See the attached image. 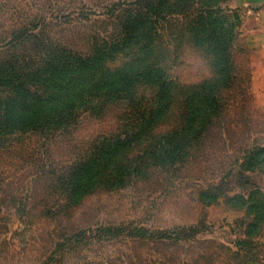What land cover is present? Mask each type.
Returning <instances> with one entry per match:
<instances>
[{
	"label": "trees",
	"instance_id": "obj_1",
	"mask_svg": "<svg viewBox=\"0 0 264 264\" xmlns=\"http://www.w3.org/2000/svg\"><path fill=\"white\" fill-rule=\"evenodd\" d=\"M107 1L22 0L12 27L0 31L2 161L21 154L31 136L47 142L77 127L83 114L102 118L115 109L120 122L116 131L89 141L78 158L44 171L38 179L49 181L48 193L37 205L8 194L11 174L0 173L5 231V210L27 222L35 214L57 220L94 193L189 169L228 126L230 91L243 80L234 70L232 40L225 41L228 33L212 0ZM86 9L100 18L92 21L96 28L78 35V45L66 37L64 25L74 16L90 21ZM184 45L200 53L208 77L191 84L173 77ZM236 164L248 171L264 168V143L249 145ZM218 195L217 187L196 190L203 207L216 204ZM228 202L251 216L246 239L237 241L236 249L207 242L181 257L179 231L119 223L77 228L69 235L60 222L53 250L38 264L64 258L76 259L69 264H258L260 253L249 250L260 245L251 237L264 222V194L255 190Z\"/></svg>",
	"mask_w": 264,
	"mask_h": 264
},
{
	"label": "rangeland",
	"instance_id": "obj_2",
	"mask_svg": "<svg viewBox=\"0 0 264 264\" xmlns=\"http://www.w3.org/2000/svg\"><path fill=\"white\" fill-rule=\"evenodd\" d=\"M72 1H84L88 5L99 2ZM21 5L22 0H0V31L12 27L17 7L21 8ZM212 5L218 7V16L228 33V37L224 35L225 41L232 40L231 60L236 66L235 72L243 80L230 91L235 99H231L230 103H234L227 112L228 126L221 132L220 139L189 169L163 171L123 190L94 193L57 220L38 219L39 214H35L32 222H27L18 219L13 210H5L2 222L8 223V230L5 231L3 225L0 228V264H38L46 259L57 242L55 237L60 234V222L69 235L78 231L74 230L77 228L93 229L119 223L179 231L184 236L181 257L205 248L207 242L236 249L234 244L246 239L244 231L251 216L248 217L238 203L233 205L228 199L235 196L247 198L255 190L264 194V168L248 171L236 164L249 145L264 143V11L241 5L239 0H212ZM83 13L90 21L74 16L64 25L66 37L78 45V35L85 29L96 28L92 21L100 18V14L88 9ZM172 74L179 82L191 84L208 77L210 70L198 51L184 45L178 51ZM239 110L243 113L238 114ZM119 123L118 111L112 109L102 118L83 114L77 127L54 135L47 142H43L40 135L27 138L21 154L5 161L0 159V173L11 174L7 193L26 196L24 202L30 205L43 202L49 181L38 177L46 170L60 168L78 158L89 141L116 131ZM207 186L217 187L219 195L216 204L203 207L196 200V190ZM5 199L6 195L1 201ZM251 240L261 246L255 250L251 247L249 251L260 253L258 264H264V222ZM74 261L75 258H64L56 264Z\"/></svg>",
	"mask_w": 264,
	"mask_h": 264
},
{
	"label": "crops",
	"instance_id": "obj_3",
	"mask_svg": "<svg viewBox=\"0 0 264 264\" xmlns=\"http://www.w3.org/2000/svg\"><path fill=\"white\" fill-rule=\"evenodd\" d=\"M241 2V5L248 6V7H254L259 8L264 11V0H239Z\"/></svg>",
	"mask_w": 264,
	"mask_h": 264
}]
</instances>
